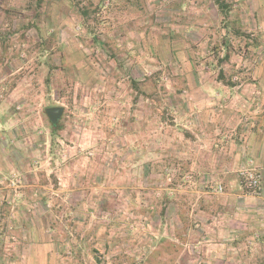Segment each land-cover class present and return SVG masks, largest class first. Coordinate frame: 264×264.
Listing matches in <instances>:
<instances>
[{
  "label": "crops",
  "instance_id": "obj_1",
  "mask_svg": "<svg viewBox=\"0 0 264 264\" xmlns=\"http://www.w3.org/2000/svg\"><path fill=\"white\" fill-rule=\"evenodd\" d=\"M92 1L109 4L113 20L98 27L111 29L114 49L129 41L125 34L134 39L126 58L110 59L114 65L166 68L150 81L161 78L167 86L133 85L126 110L105 109L116 119L110 157L69 153L58 167L43 156L46 167L32 168L17 143L12 153L0 117V225H6L0 264L65 263L61 246L83 236L64 229L61 239L49 224L83 226L93 206L103 214L109 207L117 230L148 229L157 217L159 233L144 252L180 258L183 249L202 263L230 262L243 237L249 245L264 237V0H223V11L214 0H173V9L162 10L156 0ZM211 64L217 72H205ZM243 169L260 174L258 197L245 193ZM12 177L19 188L11 187ZM218 185L222 194L209 192ZM3 204L10 210L1 219ZM102 215L93 223L102 224ZM80 248L73 247L76 256Z\"/></svg>",
  "mask_w": 264,
  "mask_h": 264
},
{
  "label": "rangeland",
  "instance_id": "obj_2",
  "mask_svg": "<svg viewBox=\"0 0 264 264\" xmlns=\"http://www.w3.org/2000/svg\"><path fill=\"white\" fill-rule=\"evenodd\" d=\"M7 1L14 6H21L26 0H6L0 2V6ZM156 2L157 9L174 8L173 0ZM107 6L104 3V7ZM45 10L40 19L39 32L22 29L25 19L32 14L30 10L17 15L10 25L4 23V16L0 14V117L5 119L2 135L6 136L12 153L17 150L14 146L17 143L32 168L46 167L43 156L53 158L52 163L56 167L62 160L67 161L69 153H86L88 159L96 155L110 157L109 153L113 148L115 150L109 141L110 123L115 124L116 119L112 121L114 115L107 116L105 109L117 106L126 110L131 101L128 97L132 90L130 88H134L135 84L136 88L147 90H157L160 82L167 86V81L161 78L155 85L150 79L157 73L164 77L168 70L142 65L141 69L135 71L133 65H127L130 64L128 62H123L124 65L118 68L110 59L116 57V62H121L126 58L127 43L131 40L130 43L134 42V39L125 34L123 37L130 38L129 41L120 40L119 45L113 43L114 49L109 42L114 37L111 29L97 27L96 35L109 46L94 47L92 35L78 25L77 18L63 2L49 0ZM106 10L102 11V18L111 22V14ZM2 36L5 38L2 39ZM137 50L141 53V45L137 46ZM151 63L155 61L151 60ZM214 67L211 64V68L208 66L209 70L205 72H217L218 66ZM51 107L63 108L57 128L53 131L45 112ZM124 116L130 117L127 114ZM105 139L108 141L103 144ZM33 144L40 145L37 147L39 154L32 149ZM125 148L123 146L120 149ZM38 158L44 161L43 164H38ZM13 179L15 177L10 181ZM10 181L6 180L7 184ZM105 210L106 214L96 213L94 206L88 209L91 218L83 226L75 224L66 228L67 223L49 224L61 239L64 238V229L83 236L81 241L75 239L61 246L65 257L63 264H196L198 261L206 264L197 258H190V255L187 257L183 249L180 258H163L157 249L150 251V248L144 252L150 243L148 238H154L159 233L158 218L154 216L155 222L148 229H144L143 225L131 228L133 225L126 224L127 227L117 230L116 221L111 220L110 208ZM95 214H103L102 224L93 223V217L99 216ZM244 238L238 241V245L242 246L239 255L233 256L231 263L227 261L224 264H264V237L254 238L252 245L246 244ZM76 244L81 246L79 256L72 250Z\"/></svg>",
  "mask_w": 264,
  "mask_h": 264
},
{
  "label": "trees",
  "instance_id": "obj_3",
  "mask_svg": "<svg viewBox=\"0 0 264 264\" xmlns=\"http://www.w3.org/2000/svg\"><path fill=\"white\" fill-rule=\"evenodd\" d=\"M3 1L6 0H0V2L3 3ZM63 2L75 15L77 18L78 25L82 26L86 29V32L89 35H92L93 39V46L94 47H103V46H109L107 42H104V40H101L98 38V35H96V28L106 22L105 19L102 18V11L109 9V4L106 7H104V2H99L98 4H94L92 0H60ZM214 2L217 4L220 11H223L226 8V4L223 2V0H214ZM49 3V0H26L24 4H26V7L24 4L21 6H14L13 4H10L9 1H7L4 5L0 6V9L3 12L4 16V23L7 25L12 24V20H14L17 15L22 14L24 11L30 10L32 13L30 16L25 19L26 23L22 25L23 30H29V29H35L37 32H39L40 29V19L45 13V9ZM106 10V11H107ZM31 18V19H30ZM108 22V21H107ZM12 26V25H11ZM4 39L5 37H1ZM135 84V82H134ZM136 85V84H135ZM52 131L57 128V125H50ZM53 178V176H52ZM54 181V179H52ZM1 213L2 218H5V215L10 210V205L3 204L1 206ZM0 262H2V253L4 250V236L6 233V225L1 224L0 225Z\"/></svg>",
  "mask_w": 264,
  "mask_h": 264
},
{
  "label": "built area",
  "instance_id": "obj_4",
  "mask_svg": "<svg viewBox=\"0 0 264 264\" xmlns=\"http://www.w3.org/2000/svg\"><path fill=\"white\" fill-rule=\"evenodd\" d=\"M91 155V154H89ZM238 176L241 181V185L248 196L258 197L261 193V176L255 169H243L238 172ZM11 187L19 188L21 182L18 178L11 182ZM209 192L214 195H220L223 193V187L218 185L216 187H209ZM19 196V195H18Z\"/></svg>",
  "mask_w": 264,
  "mask_h": 264
},
{
  "label": "water",
  "instance_id": "obj_5",
  "mask_svg": "<svg viewBox=\"0 0 264 264\" xmlns=\"http://www.w3.org/2000/svg\"><path fill=\"white\" fill-rule=\"evenodd\" d=\"M46 115L52 125H56L60 116L62 115L63 108L61 107H51L45 110Z\"/></svg>",
  "mask_w": 264,
  "mask_h": 264
}]
</instances>
